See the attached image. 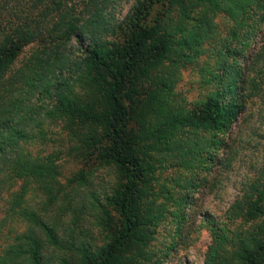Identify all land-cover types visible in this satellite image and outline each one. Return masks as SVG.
I'll use <instances>...</instances> for the list:
<instances>
[{"label":"trees","instance_id":"obj_1","mask_svg":"<svg viewBox=\"0 0 264 264\" xmlns=\"http://www.w3.org/2000/svg\"><path fill=\"white\" fill-rule=\"evenodd\" d=\"M73 1L0 0V196L5 214L39 231L15 235L0 264H124L144 257L158 219L143 206L155 171L168 162L210 173L216 152L226 147L222 136L264 86V0H134L111 28L95 0H79L85 9L77 16ZM165 5L177 9L174 23L166 11L150 18ZM218 13L230 26L211 49L213 89L193 109L175 108L174 80L164 64L200 56ZM104 33L114 39H103ZM71 40L79 52L73 58L66 49ZM44 121L63 122L75 142L71 152L113 170L103 201L90 198L106 232L99 246L76 245L65 232L61 237L26 205L32 185L49 204L62 193L58 156L25 149L44 139ZM182 130L193 134L181 138ZM73 183L83 185V174L68 180L70 190L77 188ZM204 222L210 242L203 264H264V159L222 219L205 215Z\"/></svg>","mask_w":264,"mask_h":264},{"label":"rangeland","instance_id":"obj_2","mask_svg":"<svg viewBox=\"0 0 264 264\" xmlns=\"http://www.w3.org/2000/svg\"><path fill=\"white\" fill-rule=\"evenodd\" d=\"M133 2L95 0L92 5L100 9L99 16L111 28L122 20ZM73 4L76 5L75 16L85 9L79 0H74ZM156 11H166L173 23L177 20L175 8L157 6L150 18ZM192 15L195 16L194 13ZM229 26L230 22L222 13L216 14L211 20V29L200 42L203 50L200 56L181 65L173 66L170 62L164 64L165 74H171L174 80L171 103L175 108L193 109L213 89L210 72L214 74L217 65L211 49L220 44ZM102 38L114 39L110 33L102 34ZM75 43L71 40L66 45L70 58L79 53ZM31 48H26L19 58L27 55ZM41 126L44 139L26 144L25 149L31 156H58L57 182L62 187V193L55 203L49 204L44 195L32 185L25 196L26 205L41 218L54 224L61 237L65 232L64 238L70 235L76 245L89 242L92 246H99L104 242L106 232L99 228L98 214L91 206L90 198L97 196L99 201H103L114 181L113 170L71 152L75 142L63 129V122L44 121ZM191 133L193 131L190 130L179 132L181 138ZM194 134L202 136L200 131ZM222 139L226 147L216 152L218 164L210 173L197 174L190 168L161 163L143 199V206H150L158 216L152 227V239L144 248V257L124 264H203V256L210 242L204 216L222 219L225 210L240 195L244 185L256 175L264 159V86L258 95L245 103L243 111ZM78 173L83 174L84 184L77 186L73 183L77 188L70 190L68 180ZM67 192L69 198L64 199L63 195ZM4 198V195L0 196V256L15 235L29 228L39 235V231L29 223L4 213ZM109 214L112 216L113 212ZM259 223L256 220L253 225ZM47 251L51 253L50 248Z\"/></svg>","mask_w":264,"mask_h":264}]
</instances>
